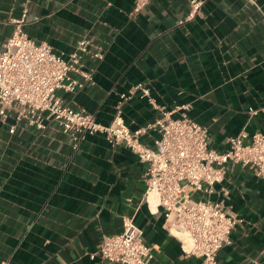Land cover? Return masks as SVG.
<instances>
[{"label":"crops","instance_id":"crops-1","mask_svg":"<svg viewBox=\"0 0 264 264\" xmlns=\"http://www.w3.org/2000/svg\"><path fill=\"white\" fill-rule=\"evenodd\" d=\"M133 5L0 0V48L27 7L30 36L64 56L83 37L102 48V59L84 57L92 81L64 95L99 122L109 124L120 109L137 129L165 111L185 112L220 151L243 129L264 133V0H206L197 14L190 0H152L136 15ZM140 83L158 107L140 89L130 96ZM158 135L150 130L143 140L153 145ZM74 143L55 124L38 132L21 122L11 133L0 122V264H100L104 236L119 232L125 215L152 246L150 264H199L168 229L163 209H150L146 164L136 153L102 133ZM210 197L241 219L219 263L264 264V179L230 164Z\"/></svg>","mask_w":264,"mask_h":264},{"label":"built area","instance_id":"built-area-1","mask_svg":"<svg viewBox=\"0 0 264 264\" xmlns=\"http://www.w3.org/2000/svg\"><path fill=\"white\" fill-rule=\"evenodd\" d=\"M151 1L134 0L131 14L140 13ZM205 1L190 0L192 13H199ZM27 22L25 7L13 19L12 33L0 48V122L8 125L11 133L21 122L38 132L55 124L75 140V148L95 133H102L113 146L124 144L146 164L145 200L150 209H163L168 229L179 237L187 254L200 259L199 264H220L218 252L231 243V234L241 219L223 200L210 195L225 179L230 164L250 167L264 179V133L250 135L243 129L229 138L226 150L220 151L211 146L208 128L185 112L174 116L176 110L165 111L154 121L131 129L118 109L109 124L101 123L93 113L67 102L64 95L92 81V72L84 68V57L92 54L102 59V48L83 37L75 51L64 56L49 43L30 36ZM139 89L158 107L142 83L131 89L130 96ZM150 130L159 133L153 145L143 140ZM196 194L205 197L196 198ZM98 253L100 264H150L154 257L143 229L130 215L123 217L119 232L104 236Z\"/></svg>","mask_w":264,"mask_h":264},{"label":"rangeland","instance_id":"rangeland-1","mask_svg":"<svg viewBox=\"0 0 264 264\" xmlns=\"http://www.w3.org/2000/svg\"><path fill=\"white\" fill-rule=\"evenodd\" d=\"M196 198H202V197H200L199 195H196Z\"/></svg>","mask_w":264,"mask_h":264}]
</instances>
